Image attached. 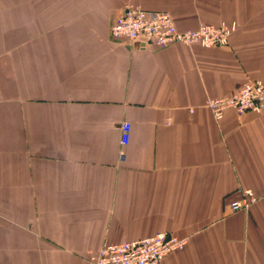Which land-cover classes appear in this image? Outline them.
<instances>
[{"label": "crops", "instance_id": "1", "mask_svg": "<svg viewBox=\"0 0 264 264\" xmlns=\"http://www.w3.org/2000/svg\"><path fill=\"white\" fill-rule=\"evenodd\" d=\"M130 4L237 28L209 48L115 37ZM256 79L264 0H0V264H93L162 231L188 237L162 264H264V110L206 105Z\"/></svg>", "mask_w": 264, "mask_h": 264}, {"label": "built area", "instance_id": "2", "mask_svg": "<svg viewBox=\"0 0 264 264\" xmlns=\"http://www.w3.org/2000/svg\"><path fill=\"white\" fill-rule=\"evenodd\" d=\"M237 28V22L221 24L202 23L195 28L181 29L172 14L163 10H147L140 5H127L115 19L111 32L115 37L127 40L144 39L159 47L174 43L200 44L204 47L224 46ZM206 105L219 120L228 109L238 113L261 112L264 110V81H247L240 89L227 96L209 97ZM120 158L125 156L124 147L130 139L131 123L121 125ZM257 196L251 189L243 191L240 198L230 201L227 209L234 212L249 208ZM188 237H181L166 231L138 239L105 243L90 256L93 264H162L167 255L183 249Z\"/></svg>", "mask_w": 264, "mask_h": 264}]
</instances>
